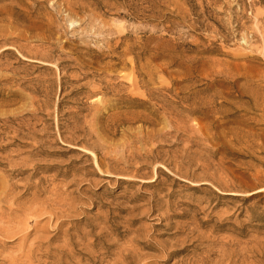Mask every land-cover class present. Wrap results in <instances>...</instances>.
<instances>
[{"label":"rangeland","instance_id":"rangeland-1","mask_svg":"<svg viewBox=\"0 0 264 264\" xmlns=\"http://www.w3.org/2000/svg\"><path fill=\"white\" fill-rule=\"evenodd\" d=\"M0 264H264V0H0Z\"/></svg>","mask_w":264,"mask_h":264},{"label":"bare ground","instance_id":"bare-ground-1","mask_svg":"<svg viewBox=\"0 0 264 264\" xmlns=\"http://www.w3.org/2000/svg\"><path fill=\"white\" fill-rule=\"evenodd\" d=\"M9 48V47H8ZM171 131V130H170ZM86 152V151H85ZM158 156V155H157ZM152 157H156V155H154V156H152ZM138 162V161H137ZM199 165V164H198ZM156 167H157V165H156ZM110 168V167H109ZM34 169V168H33ZM108 171V170H107ZM133 171V170H132ZM155 180V179H154ZM79 189V188H78ZM24 190V189H23ZM22 191V190H21ZM40 194V193H39ZM18 196V195H17ZM50 196V195H49ZM9 205V204H8ZM44 207V206H43ZM12 208V207H11ZM24 208V207H23ZM45 209V208H44ZM50 213V212H49ZM53 213V212H52ZM38 215V214H37ZM53 215V214H52ZM51 215V216H52ZM45 220V219H44ZM70 227V226H69ZM104 230V229H103ZM67 231V230H66Z\"/></svg>","mask_w":264,"mask_h":264}]
</instances>
